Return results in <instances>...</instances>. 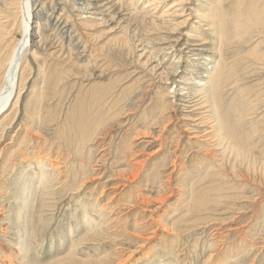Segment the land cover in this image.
Returning <instances> with one entry per match:
<instances>
[{
  "label": "rangeland",
  "instance_id": "374dc122",
  "mask_svg": "<svg viewBox=\"0 0 264 264\" xmlns=\"http://www.w3.org/2000/svg\"><path fill=\"white\" fill-rule=\"evenodd\" d=\"M190 1H191V5H189L190 8L189 7L188 8L192 10L194 7L193 18H195V20L193 22H195L194 24H196L193 25L196 28V30L194 29V32L196 34H201L199 37L203 41L204 40L205 42L207 41L206 43L209 44L212 38L211 26L209 25L210 21H208L209 20L208 18H203V16L205 13L209 12L208 9L209 7H211L210 0H200V1L190 0ZM221 1L223 3L220 2L221 3V4L219 3L220 6L225 8L224 10L225 12L229 11L230 9L229 7L232 4V0H221ZM33 2L36 8L39 7L38 8L39 10H41V6H46V10L44 13L47 16H49V14H52L54 12L53 10L60 6V3H64L65 6L64 5L63 6L65 8L67 7L66 9L71 16L70 19H68L67 16H64V18L62 19V16H60L61 10L60 11L58 10L59 8H57V13L54 14L55 20L62 19V22H64V24L67 25L68 27L67 28L68 32L67 34H65L66 36L65 38L63 37V32L58 31L56 28L53 29V27H47V25H52V23L50 21L45 22L47 20H44L42 22L43 26H40L37 29V33L39 34L37 42H41L40 44H42L41 46L42 49L37 50L38 53L37 60L33 59V57H31L30 55L28 56V59L31 64V71L28 77V82L26 85L25 92L23 93L22 96L23 102H21L22 103L21 107L23 110L20 109L21 112H19L17 118V124H19L20 127L22 123L23 124L26 123L28 126H30L27 127V130L29 129L28 132H30L31 135H36V134L41 135L44 139V142L46 143L45 145L42 146H46V145L48 146L49 141L48 140L46 141V139H50V138L52 139V136L55 133V128L61 127V125L65 124V120H66L65 118L67 115L66 111L69 108L73 110H80L78 107L82 103L81 98L84 91H88L87 96H92L94 92L90 91V88L94 83H101V85L103 84L107 86L113 85L114 87H116V89L113 92V97L121 93L123 88L127 86L136 85V88L139 87L138 90L140 89L139 90L140 96H137L138 97L137 100L140 99L138 103L140 107H142V110H147V113L149 115H151L149 112L150 111L149 108L150 106H153L154 103H156V100L159 98V95L161 94L159 92L165 91L163 92L164 93L163 96L166 97V100H168L169 97L168 100L169 103H171V101L173 100L171 103V106L173 107H171L167 111L168 114H166L169 115L167 118L170 117L168 119V123H169L168 126H171L172 129L170 131L163 133L160 132L162 125H160V127H158L157 125L160 122L167 123V118L162 120L161 118H159L160 116L157 118V120L153 125L154 127H157V129L154 130L150 129L152 132L147 130L141 131V133L143 132L142 136H137V137H135L136 136L135 134L133 136L130 135L134 133L131 131L134 127L133 120L131 117L133 115L132 114L133 112L128 113V111H125V115L122 116L123 117L122 125H124V127H127L125 130L122 129L120 131V128L116 127V125L114 124L113 118H111L108 121L109 123H112L114 125L113 127L106 128L107 130H110L107 132L108 136L106 137V139L97 142L95 149L96 155L94 156L93 161L91 162L90 159L91 155H86L87 161L82 160L81 162L75 164L74 169L77 170L78 173L75 175L74 174L71 175V177L68 180V185L66 186L67 189L65 188L66 189V190L64 189L65 191L62 190L64 192L58 193L56 195L53 204L48 209V213H47L48 215H44L43 220H41V218L39 219V221H41V226L43 225V222L46 219L44 222L45 223L44 226L41 227L42 229H40L39 231L41 233V234L39 233L40 238H43L45 241L41 242L39 238L36 241L34 240L33 242L34 238L32 236V233L34 231V222H35L34 218H33V222L29 223V227H32V229H30L31 230L29 232L30 235H28L29 233H27L25 237L27 238L28 244L33 242L30 244V249L31 252L33 253L30 252L29 258L25 260L27 261L26 264H33L32 262H35L34 258L37 257L38 259H36L37 260L35 262L36 264H38V262L39 264H48L54 259L58 257H63L66 254H68L73 245L71 238L74 236L75 239H78V236L80 237L81 235H83L86 228H88V222L89 223L93 222L92 221L93 219H91L90 217H86L85 214L81 211L82 207L96 208L97 206H100L102 209L107 211L110 208L114 209L113 217L122 220L120 222L121 224L118 223L120 225H122L123 221L126 219L122 226L124 227L127 226L128 229L130 228L131 231H129L128 234H132V235H130L131 236L130 239H126L125 237H117L116 241H118V244L114 248H108V250L107 247H101L100 245H97L96 247L95 246L96 244H93L94 246L93 245L91 246L90 248L91 250L89 248H85V250L80 248V251H82L80 255H78L81 256L80 258H84L87 256L95 257L98 255L109 256L111 252L116 250L118 256L120 255L121 261L126 259L128 262L127 264H158L160 262H161L160 264H207V263L223 264V262L224 264H228V263L229 264L232 263L233 264L234 263L264 264V244H263L264 243V131H263L264 130V62L257 63L256 61L255 63H252L250 61H247L246 59H243L245 58V55H242V54H246L249 51H255V50L258 53L264 52V35L255 33L256 36H254L251 43L257 42L256 45L251 44L248 40L246 41V43L247 44L250 43V45H248V47L243 46L244 49H239L241 45L239 46L237 44L239 46V47L236 46L238 47L237 50L238 49L241 50L239 53L235 52L237 50H233L236 49V47H234L233 49L228 48L229 51H227L228 63L231 66L232 72L235 73V80L237 81V84L242 87L248 86L253 88L250 90V92L254 96L252 97L253 98L252 101L257 103V106L254 110V114L251 117H249L250 123L248 124L235 123L236 126L241 128H247V127L250 128L251 126H253L252 122L253 124L258 123L259 127H261V132L258 134V136L256 135L257 137L255 136L256 138L254 137L252 139V143L254 144L256 142V146H257V148H254V151L252 152H253V156L257 158L258 165L256 164L257 166L255 168L250 169L247 167V165H237L236 163H234L233 158L232 157L230 158V156H232L233 154L232 153L230 154V152H229L230 156L226 154L224 156L225 158H223V155L218 156L221 155L220 153H211L210 151L209 153H211L212 155L208 156L209 153H207L206 148L200 146L199 143L195 142L198 139L199 141L207 140L202 137L208 133L207 129L210 126V122L205 121V123H202V121L205 119L206 116L201 115L203 110L202 108L199 107L202 106H198V107L196 106V102L200 100V98L195 97L194 99V97L191 96L192 94L199 95L198 93L196 94L197 88H195L199 80L198 81L190 80L189 82H184V79L193 78V75L190 73L191 70L188 68H187L188 70L186 69L187 66L186 58L188 56H191L190 53L188 54V51H185L184 55L181 52V55L185 56V59L182 62H180L182 68L177 73L179 75L178 76L179 78L176 79V83L175 82L173 83V80H171L172 84L170 81L169 85L164 84L165 86L163 88L162 85H159L157 83L159 81V79H157L158 78L157 76L164 78L165 75L163 73L160 74L162 72V69L171 67V63H173V61H175L176 63L179 61V59H175V57L173 58L174 54L177 53L176 50H161L163 48L162 46L159 45L156 46L154 44L150 45V43H149L150 45L149 47H147L148 45L140 46L138 43H136L138 47H136V49L130 50L131 52L122 50L119 45L115 44L116 39L113 38L116 34H111L113 31H110L111 33L108 34L105 31L106 29L101 28V31L104 32L101 31L96 32L94 31V26L88 27L87 25H84V22L86 21L85 19L91 17V14H85L84 12L83 14H81L77 10L79 7L85 9L86 6H83L82 2L80 4L78 3L75 4L74 0H42V2L41 0H33ZM204 2L206 5L208 4L209 6L208 5L206 6ZM198 3H200L199 6L197 5ZM73 7L77 8L76 11L74 10ZM196 8H199L200 10H204V11L206 9V11L205 13H203L202 11L201 13L200 10L195 12ZM217 11L215 10V13L219 12ZM78 15L81 16L78 17ZM199 15L201 18L199 17ZM229 20L230 21L229 24L227 23V26L232 25L231 19ZM201 21L203 23L205 22L204 24L202 23V26H201ZM12 22L15 24L14 25L12 23V25H14L13 39H18L20 37V32L18 27V17L16 18L15 16ZM198 22L200 23V27ZM206 22H207V27L210 28L209 31L208 28L206 27ZM116 23L117 24L114 25L115 28H119V26H126L125 24L120 23L119 20ZM78 24L83 25V27L79 26ZM88 28L90 29L88 30ZM75 29H77V31H74ZM204 32H206L205 33L206 35L204 34ZM191 34L194 33L191 32ZM70 36L73 37L74 39L77 37L78 38L77 40L75 39L73 43H71L69 40ZM154 36H151V38L149 39L152 40L156 39L154 38ZM161 39L163 40L166 39L165 41H167L168 38L163 37ZM245 44L243 43V45ZM44 46L45 49L47 48L46 50L44 49ZM249 46L251 49L249 48ZM254 46L256 47V49L254 48ZM247 48L249 49L247 50ZM144 49H147V51H144ZM243 50L244 52L242 53ZM6 51L7 49L5 48L2 52L3 55L2 54L0 55L1 59L7 57L5 54ZM80 54L82 55L79 56ZM151 54H153V57L148 58ZM178 55H180V52L176 54V56ZM192 59H194V57ZM207 61L206 62L203 61L204 65L202 64L203 67L201 65V71L200 70L198 71L199 74L202 72L204 73V71L206 70L207 66H205V64L207 63ZM87 66L89 67L88 70H86V68H88ZM64 69H66L67 72ZM152 70L155 72V74H152L153 72ZM63 71L66 72V75L63 77L64 81L61 83V87L64 88L63 89L64 91H60L58 94H54V91L52 92L53 88L51 86L49 87L48 81L45 80V78H51L53 76H56L57 73ZM182 73H186V74H182ZM180 77H182L183 79H180ZM0 81H1V74H0ZM202 82H203L202 84H204L205 80ZM181 83L190 84V86L188 85L186 87L184 84ZM160 86L164 90L162 88H159ZM32 87H35V90H37L38 93L37 91H35L36 94L35 92H32L33 91ZM160 89H162V91H160ZM141 92L143 93L145 92L144 96L140 94ZM42 95L43 97L45 96L44 98L45 100L43 99L44 101L41 100ZM130 96L131 95L129 94L127 96V99H129ZM183 96L188 97L187 102L185 103L181 102V98ZM28 97L29 99L30 98L31 99L29 100ZM122 99L123 98H121L120 105L124 104ZM39 100L41 103L38 102ZM29 101H30L29 105L31 104L30 106L32 108L27 104V102ZM35 101L38 102V105L40 106H38ZM244 102H246L245 99L240 100V103H244ZM56 103L59 104L60 112L62 114L61 113L58 114L60 117L59 116L57 117L56 122L47 123L48 118L46 120V117L51 118L49 109L51 110L52 108H55L57 105ZM226 103H228L227 100L225 101V104ZM27 109L29 110L27 111ZM38 109L40 110L38 111ZM226 109H227L226 107L222 108L223 111H228V112L231 111V109L229 108L227 110ZM30 111L32 113H30ZM126 112L128 114H126ZM40 114L43 117H41ZM44 114L46 117H44ZM47 114L49 116H47ZM76 114L79 113L77 112ZM34 115L37 117H33ZM196 115H199L197 116L198 118L196 117ZM28 116L30 118H27ZM39 117H41L40 118L41 120L43 119L41 122ZM31 118L33 119V121H31ZM36 118L37 120L39 119L38 121L39 123L34 122L36 121ZM149 118H150L149 121L153 120L152 117ZM201 118L202 120H199ZM28 122H30L31 124ZM42 124H45L46 126ZM128 127H129V131H127ZM41 128L44 129L40 130ZM15 131H17V127L13 130L14 133L12 132L11 137L14 136L13 134H15ZM194 132L198 134L197 137H195ZM146 133L147 135H145ZM63 136L64 135H62L61 137ZM130 136L132 137L129 138ZM163 136L165 139L163 138ZM6 139L3 140L4 143L2 142L0 143V150L1 149L5 150L6 145L9 146L11 140H8L10 138H6ZM135 139L136 141L134 142L133 140ZM157 139H159L160 141ZM178 142L179 143L181 142L179 144L180 146L177 145ZM133 143L136 144L135 145L136 147L134 148L135 152L133 153V155L134 154L136 155V161L140 163L141 162L143 163L144 161H146V163L148 162L145 167V169H147L146 170L147 174L144 175L145 181L143 184H140L144 189V191L142 190L140 192L137 191V189L134 187L135 185L139 186V184L136 183H132V184L123 183L124 185H126V187L123 188V184H120L119 181L115 180V184L111 185V180H114L111 178V176L114 175L113 171L115 172L116 170L125 169V170H121L122 172L117 173L118 178L116 179L125 177L128 174H130L129 164L127 165L119 164V166L115 169L114 164L119 163L113 159V154L116 152L115 151L116 148H118L119 146L125 148L128 146V144H133ZM27 146L28 148H30L29 150L32 151V148L34 146L32 145L33 146L32 147L31 145L27 144L26 148ZM222 147L224 148V146ZM26 148H24L25 150L23 149L24 150L22 151L23 154L28 153V150L26 151ZM215 149H219V147H215ZM4 154H7V150L6 153ZM28 158H31V156ZM45 158L47 159V161L51 160L49 155H46ZM132 158L133 157L129 156L130 161ZM5 161L7 163L8 170H4V168L1 167V165H3L4 163V160H2L0 164V173H1L0 186L3 182H5V186H8L9 185L8 179H14L13 176H15L18 171V168L13 169L12 167V165H16L17 160H14V158H12L11 160L10 158H7ZM67 161L69 163V170L71 171L73 158L72 157L67 158ZM124 161H126V159ZM162 162H165L164 163L165 165L164 164L162 165L161 164ZM21 163L22 160L18 159V164ZM44 165L49 166L47 163H44ZM89 166H91L94 169L98 168L97 172L99 173V178L102 180V184H96L95 182H93L89 185H86L83 188L78 189L81 185V180L84 177L83 168ZM236 167L238 168L236 169ZM26 168L29 169L31 167L30 165L25 164V166L22 169H26ZM74 179L76 181V185L72 187V185L74 184ZM32 180H36V176L33 177ZM253 182L257 184L255 185V183ZM102 185H104V187L107 185V188L105 190L110 191L111 194H104L102 192L103 191ZM113 187H119V188L114 190L112 189ZM208 187L209 189L212 188V190L209 191ZM193 189H195L196 192ZM7 190L8 189H4V194L8 193ZM191 190L194 191V193L191 192ZM205 190H208L209 192L207 193L206 191L205 193H203L204 196L203 195L202 196L207 203L204 201L201 204L203 206H201L200 210H197V207L194 206L193 207L191 206L190 209H188L192 199L196 196V194L201 193ZM135 193L145 198L149 197L148 198L149 200L152 199L150 208H141L139 205H137L138 208L137 207L133 208L135 206L132 207L129 201L133 199ZM159 197L160 200L158 201ZM165 197H167L168 200ZM208 197L210 200L208 199ZM162 200H165V202H163ZM99 201H102V203L98 204ZM160 201L163 202V204L161 203L160 205L159 204ZM1 202L2 199H0V205H2V207L0 206V208H2L0 209V219L2 218V220L0 221V234L2 233L3 230L9 231V233L11 234L15 233V231H17V228L15 229V231H12L14 230L12 223L14 222L13 218L15 219V217L12 213H9L8 215L9 204L5 201L4 203ZM216 202H218L217 205ZM159 205L161 207H159ZM31 208L32 210H34V206ZM139 209L142 211V213L140 212ZM35 211H32L31 215H35L34 214ZM5 212H7V214H5V219L7 218L6 220L4 219V216H2V214ZM117 212L119 213L121 212V213L119 214ZM190 213L192 215H189ZM207 213L210 215H208ZM141 214L143 215L141 216ZM186 215H188L189 217ZM124 216L125 218H123ZM100 218L101 217L99 216L97 217V222L99 225L106 220V218L103 219ZM3 220H5L7 223H5V221ZM4 223L6 225H4ZM135 223L137 225H135ZM176 223H180L179 225L180 227ZM99 225L97 227H99ZM177 226L179 228H177ZM71 227H73L74 231L75 230L76 231H75V235H71L70 238L69 232L71 231L70 230ZM64 229H66L67 232L64 231ZM59 230L61 231V233L59 232ZM62 231H64V233L66 232L65 234L68 233V236L63 237V235H61L63 234ZM133 234H135V236ZM56 236L58 239L56 238ZM139 236L141 237V239H139L140 238ZM262 236L263 239L261 240ZM175 237L177 238V240ZM136 238H138L139 240ZM146 239L148 240L146 241ZM2 242L5 241L0 238V243L2 244ZM69 243H71L72 245ZM244 244L245 245L247 244V246H244ZM60 245H62L61 248ZM5 246L7 247V243L5 244ZM54 247L55 249H53ZM243 247L244 248L247 247V249L243 251L242 250L244 249ZM56 250H58L59 252L58 251L56 252ZM98 250L100 251V253L98 252ZM117 250L120 252H118ZM241 250L243 251V253ZM247 250L249 252H247ZM32 254L35 255L36 257L33 256ZM232 254L233 257H230L232 256ZM221 255L222 256L226 255L227 258L229 259H225L226 257L225 256L222 257ZM1 257H3L2 260L4 262H9V263H11L12 261L9 258H13V256L7 258L4 255ZM30 257L32 259H30ZM48 258L50 260H48ZM230 259L232 261L234 259L237 260L231 262ZM224 260H226L227 262ZM228 260L230 261L228 262Z\"/></svg>",
  "mask_w": 264,
  "mask_h": 264
},
{
  "label": "bare ground",
  "instance_id": "6f19581e",
  "mask_svg": "<svg viewBox=\"0 0 264 264\" xmlns=\"http://www.w3.org/2000/svg\"><path fill=\"white\" fill-rule=\"evenodd\" d=\"M41 2H42V0H41ZM74 2H75V4H77V3L80 4L82 2L83 3L82 5L86 6L85 9H82V7H79L78 9L73 7L75 11L77 9L81 14H83V12L85 14H91V17L86 18L85 19L86 21L84 20L85 21L84 25H87L88 27L94 26V31H96V32H100L101 28L106 29L105 31L108 34L111 33L110 31H113L114 33L112 32L111 34H116L113 38V39H116L115 44L119 45L122 50L129 52L130 50L136 49V47H138V45L136 43H138L140 46L148 45L147 47H149L151 44H154L156 46H158V45L162 46L163 48L161 50H176L177 53L180 52V55L176 56L177 53H175L173 56V58L175 57V59H179V61L177 63L175 61H173V63H171V67L162 69V72L160 74L163 73L165 75V77L161 78V77L157 76L158 77L157 79H159V81L157 83L159 85H162L163 88L165 85H169V82L171 80H173V83L174 82L176 83V79L179 78L178 77L179 75L177 73L182 68V65L180 62H182L185 59V56H183L184 52L188 51V54L190 53L191 56H188L186 58V64H187L186 69L188 68L191 70L190 73L193 75V78L192 79H184V82H189L190 80H193V81L199 80V82H197L196 87H195V88H197L196 94L198 93L199 95H193L192 94L191 96H193L194 99H195V97L200 98V100H198L196 102V106L197 107L202 106V107H199V108H202V110H203L201 115L206 116L205 119L202 121V123H205V121L210 122V126L207 129L208 133L202 137V138L207 139V140L206 141H204V140L199 141V139H198L195 142L199 143L200 146L206 148L207 153H209V151L211 153H220L221 155H218V156L223 155V158H225L224 156L226 154L229 155V152H230V154L232 153L233 155L232 156L229 155V156H230V158L231 157L233 158L234 163H236L237 165H247V167L250 169L255 168L258 165L257 164V158L253 156V152H252V151H254V148H257V146H256V142L254 144L252 143V139L256 135L258 136V134L261 132V127H259L258 123L253 124V122H252L253 126H251L250 128L249 127L241 128V127H238L235 125V123H237V124L238 123H240V124L250 123L249 117H251L254 114V110L257 106V103L252 101L253 100L252 97H254V96L250 92V90L253 88L248 87V86L242 87V86H239L237 84V81L235 80V73L232 72L231 66L228 63L227 51H229V49H233L234 47H236L238 45L239 46L241 45L240 47L238 46L239 49H244L243 46L248 47V45H250V43L252 42L254 36H256L255 33H259L260 35H262V34L264 35V0H232V4L229 7L230 9H229V11H226V12L224 11L225 8L220 6V4L223 3L221 0H210L211 7H209V9H208V11H209L208 13H205L206 9L204 11V10H200L199 8H196L195 12H197L199 10H200V12L202 11L203 13H205L203 18H208L209 19L208 21H210L209 25L211 26L212 38H211V42L209 44L206 43L207 41L205 42V40L203 41L199 37L201 34H196L194 32V29L196 30L195 26H193V25H196V24H194L195 22H193L195 20V18H193L194 7L192 10L189 9L190 8L189 5H191L190 0H74ZM33 3H34L33 0H0V55L2 54V52L5 48L7 49V51L5 53L7 57L3 58V59L0 58V74H1V81H0V143L1 142L4 143L3 140L6 138H10L8 140H11V142L9 143V146L8 145H6L7 147L5 146V150H3V149L0 150V164H1L2 160H4V163H3V165H1V167H3L4 170H8L7 163L5 160L7 158H10V160L12 158H14V160H17V161H16V165H12V167H13V169L18 168V171H19V172L17 171V174L15 176H13L14 179H8L9 180L8 186H5V182H3L0 186V199H2L1 203H4V201L7 202L9 204L8 215H9V213H12L15 217V219L13 218L14 222L12 223V225L14 227V230H12V231H15V229L17 228V231H15V233H12L13 235L11 233H9V231H7V230L6 231L3 230L2 233L0 234V238L3 239L7 243V247L5 246V244H6L5 242H2V244L0 243V264H26L27 261H25V260H27L29 258L30 252H31L30 244L33 243L34 240L36 241L37 239L40 238L41 233L39 231H40V229H42L41 227H43L45 224L44 222L46 219L44 220L42 226H41V221H39V219L41 218V220H43L44 215H48L47 214L48 209L53 204V201H54L56 195L58 193L64 192L67 189L66 186L68 185V180L71 177V175H73V174L75 175L78 173V171L74 169L75 164L81 162L82 160H86V155H91V158H90L91 162L93 161V158L96 155L95 149H96L97 142L100 140L106 139V137L108 136L107 132L110 130H107L106 129L107 127H113V125L115 124L116 127L120 128V131L122 129L125 130L127 127H124V125H122V123H123L122 122V118H123L122 116L125 115V111H128V113L133 112L132 113L133 115L131 117L133 120L134 127L131 131L134 133L130 134V135L133 136L135 134L136 135L135 137L142 136L143 132L141 133V131H144V130L151 131L150 129H152V130L157 129V127L153 126L155 121L157 120V118L160 116L159 118H161L162 120L166 119L169 116V115H166V114H168L167 111L171 107H173V106H171V103L173 100L172 101L170 100L171 103L168 102L169 97H168V100H166V97L163 96V94H164L163 92H165V91H162L163 88L161 86L159 88H162V89H160V91H162V92H159L161 94L159 95V98L156 100V103H154L153 106H150V108L148 107L150 109V111L149 110L148 111L151 114V115H149L147 113V110H142V107H140V105L138 103V101L140 99L137 100L138 99L137 96H140L139 95L140 89L138 90L139 87L136 88V85L127 86V87L123 88L121 93H119L117 96L113 97V92L116 89V87H114L113 85L107 86V85H103V84L101 85V83H94L90 88V91L94 92L92 94V96H87L88 91H84V93L82 94V98H81L82 103L78 107L80 110H73V109L69 108L66 111L67 115L65 118L66 119L65 124L61 125V127L56 126L58 128H55V133L52 136V139L51 138L46 139V141L47 140L49 141L48 146L47 145L42 146V145H45L46 143L44 142V139L41 135H37V134L31 135V133L28 132L29 129L27 130V127H30V126H28L26 123L25 124L22 123L21 124L22 126L20 125L21 128L19 127V124H17V118H18L19 112H21L20 109H22V107H21V104H22L21 102H23L22 96H23V93L25 92L26 85L28 82V77H29V74L31 71V64H30V61L28 59V56L30 55L31 57H33V59L37 60V56H38L37 50L42 49V47H41L42 44H40L41 42H37L38 36H39V34L37 33V29L40 26H43L42 22L44 20H47L45 22L50 21L52 23V25H47V27H53V29L56 28L58 31L63 32V37L65 38L66 37L65 34H67V32H68V29H67L68 27H67V25L64 24V22H62V19L64 18V16H67V18L70 19L71 16L66 9L67 7L66 8L64 7L65 6L64 3H60V6L57 7V8H59L58 9L59 11L61 10V15H60V16H62L61 20L60 19L59 20L54 19L55 18L54 14L57 13V8H55L53 10L54 12L52 14H49V16H47L44 13L46 10V6H41V10H39L38 9L39 7L36 8ZM199 4L200 3H198L197 5L199 6ZM204 4H205V2H204ZM217 9L219 12L217 11ZM215 10L218 13H215ZM197 15H198V13H197ZM15 16H16V18L18 17V27H19V32H20V37L18 39H13V26L15 24L12 22V20L14 19ZM80 16L78 15V17H80ZM199 17H200V15H199ZM229 19H231L232 25L227 26V23L229 24V21H230ZM118 20L120 21V23H123L126 25V26H119L118 25L120 30H119V28L114 27V25L117 24L116 22ZM12 23L14 25H12ZM202 23L203 22L201 21V26H202ZM198 24L200 27L199 22H198ZM79 26L83 27V25H79ZM204 27H205V25H204ZM206 27H207V22H206ZM89 29L90 28H88V30ZM209 29L210 28H208V31H209ZM199 30H198V32H199ZM74 31H77V29H75ZM101 32H104V31H101ZM191 32L194 34H191ZM205 33L206 32H204V34ZM154 35H156V36H154ZM151 36H154V38H156V39H153V40L149 39V38H151ZM163 37L168 38L167 41H165L166 39H164V40L161 39ZM77 38H75V39L77 40ZM75 39L71 36L69 37V40L71 43H73L75 41ZM159 40H162V41H159ZM248 40L250 42L249 44L246 43V41H248ZM149 43H150V45H149ZM243 43L244 44L246 43L247 45L246 44L243 45ZM256 43H251V44L256 45ZM259 45H260V42H259ZM238 47H236V49H233V50H237ZM249 48H250V46H249ZM249 48H247V50ZM254 48L256 49L255 46H254ZM44 49H45V46H44ZM238 50L235 52L239 53L241 51V50H239V51ZM144 51H147V49H144ZM149 52H151V51H149ZM181 52L183 53V55H181ZM243 52H244V50L242 51V53ZM242 53H240V54H242ZM240 54H238V55H240ZM81 55L82 54H80L79 56H81ZM151 55L148 58L153 57V54H151ZM242 55H245V58H243V59H246L247 61H250L252 63H255L256 61H257V63L264 62V52L258 53L255 50V51H249L246 54H242ZM193 57H194V59H192ZM240 58H241V56H240ZM203 61H205V62L207 61V63L205 64V66H207V68L204 71V73L202 72L199 74L198 71L199 70L201 71V65L203 64ZM150 63H151V61H150ZM203 65H202V67H203ZM50 67H52V66H50ZM88 69H89V67L86 68V70H88ZM62 70H63V68H62ZM64 70L66 71V69H64ZM65 71L59 72L56 74V76H53L51 78H45V80L48 81L49 87L51 86L53 88L52 92L54 91V94H58L60 91H64L63 90L64 88L61 87V83L64 81L63 77L66 75V72H67V71L66 72ZM152 74H155V72L153 71ZM182 74H186V73H182ZM102 78H103V76H102ZM180 79H183V78L180 77ZM204 80H205V83L202 84L203 83L202 81H204ZM238 81H239V79H238ZM162 82H164V83H162ZM171 84H172V81H171ZM181 84H184L186 87L188 85L190 86V84H185V83H181ZM33 85H35V84H33ZM32 88H33L32 92L37 91V90H35V87H32ZM37 93H38V91H37ZM117 93H118V91H117ZM144 93L141 92L140 94L142 96H144ZM174 93H176V92H174ZM35 94H36V92H35ZM129 94L131 96L129 97V99H127V96ZM157 96H158V94H157ZM186 96H183L181 98V102H184V103L187 102L188 97H186ZM44 98H45V96L43 97V95H42L41 100H43ZM121 98H123L122 101L124 102V104H122V105H120ZM28 99H29V97H28ZM33 99H32V101H33ZM241 99H245L246 102L240 103ZM226 100L228 101V103L225 104ZM38 102H40V100ZM38 102H36L37 105H38ZM60 102H61V100H60ZM29 103H30V101L27 102L28 105H29ZM37 105H34V106H37ZM38 106H40V105H38ZM58 107H59V104H57L55 108H52V106H51L52 109L51 110L49 109L50 114H51V116H50L51 118L46 117L44 114V117H46V120L48 118L47 123L56 122V119L59 116L58 114L61 113L60 107L59 108ZM223 107H226L227 109L229 108V109H231V111L230 112L223 111L222 110ZM126 108H127V110H126ZM29 109H27V111ZM39 110L40 109H38V111ZM45 111H44V113H45ZM77 112L79 114H76ZM30 113H32V112L30 111ZM34 113H36V112H34ZM128 113L126 112V114H128ZM22 114H23V111H22ZM38 114H39V112H38ZM35 115L33 117H37ZM40 116H41V114H40ZM47 116H49V115L47 114ZM197 116H199V115H196V117ZM41 117H43V116H41ZM41 117H39V119ZM149 117H152L153 120L149 121V119H150ZM27 118H30V117L28 116ZM111 118H113L114 124L108 122ZM169 118H167V123L164 122L165 124L163 122H160L161 124L158 123V125H157L158 127H160V125H162L160 132L163 133V132L170 131L172 129L171 126H168V124H169L168 119ZM39 119L37 120V118H36V121H34V122H38ZM42 120L40 119V122ZM186 120H189V119H186ZM199 120H202V118ZM31 121H33L32 118H31ZM25 122H26V120H25ZM30 122H28V123H30ZM169 122H171V121H169ZM47 123H46V125H47ZM128 123H127V125H128ZM40 125H41V123H40ZM42 125L46 126L45 124H42ZM127 125H125V126H127ZM16 127H17V131H15V134H13L14 136L11 137L12 132ZM129 127H128L127 131H129ZM38 128H37V131H38ZM42 129H44V128H41L40 130H42ZM246 131H249V132H246ZM62 135H64V136L61 137ZM145 135H147V133ZM194 135H195V137H197L198 134L196 132H194ZM132 136H130L129 138H131ZM163 138H164V136H163ZM173 139H174V137H173ZM137 140H138V138H137ZM157 140H159V139H157ZM6 141H7V139H6ZM133 141L135 142L136 139ZM180 143L178 142L177 145H179ZM27 144L34 146V147L32 146L33 147L32 151L29 150L30 148H28V146L26 148ZM114 145H115V143H114ZM135 145L136 144L133 143V144H128V146L125 148H123L122 146H119L118 148H116V150H115L116 152L113 154V159L119 163L114 164L115 169L119 166V164H124V165L129 164L130 174H128L127 176L124 175L125 177L120 176L121 178L116 179V178H118L117 173H120V172H122L121 170H125V169L116 170L117 172L113 171L114 175H112L111 178L114 180H111V185L115 184V180L119 181L120 184L136 183V184H139V186L135 185L134 187L137 189V191L140 192L142 190L144 191V189L142 188V186L140 184H143L145 181L144 175L147 174L146 173L147 169H145V167H146L148 162L146 163V161H144L143 163L142 162L140 163V162L136 161V155L135 154L133 155V153L135 152V149H134L136 147ZM222 146H224V148ZM215 147H219V149H215ZM24 148H26V151L28 150V153L25 152L26 154H23L22 151L25 150ZM6 150H7V154H4V153H6ZM211 153H209L208 156L212 155ZM46 155H49L50 159L52 161L51 160L47 161V159L45 158ZM30 156H31V158H28ZM129 156L133 157L131 159V161L129 160ZM71 157L73 158L72 167H71L72 172L69 170V163L67 161V158H71ZM18 159L22 160V163L24 165L22 163L18 164ZM125 159H126V161H124ZM44 163H47L50 167L47 165L45 166ZM164 163L165 162H162L161 164L163 165ZM25 164L30 165L31 168L22 169L25 166ZM19 165H21V166H19ZM32 166H33V168H32ZM237 168L238 167H236V169ZM97 169H94L91 166L83 168L84 177L82 178L81 185L78 189L83 188L86 185H89L93 182H95L96 184H102V180L99 178V173L97 172L98 171ZM37 170H38V172H37ZM260 170H262V169H260ZM233 171H235V170H233ZM242 171H243V169H242ZM245 171H246V169H245ZM253 171H254V169H253ZM150 172H151V170H150ZM187 172H188V170H187ZM235 172H237V171H235ZM6 173H7V171H6ZM12 173H14V172H12ZM243 173H245V172H243ZM250 173H251V171H250ZM8 174H9V172H8ZM230 175H231V173H230ZM35 176H36V180H32V178ZM242 178H244V177H242ZM149 183H150V181H149ZM253 183H255V182H253ZM256 184L257 183H255V185ZM75 185H76V181L74 179V184L72 185V187H74ZM125 187H126V185L123 184V188H125ZM106 188H107V185L105 187H104V185H102V190H103L102 192L104 194H111L110 191L105 190ZM117 188H119V187H113L112 189L116 190ZM4 189H8L7 190L8 193L4 194ZM62 190H64V191H62ZM193 190L195 191V189H193ZM208 190L210 191V190H212V188L209 189V187H208ZM208 190H205L201 193H198V194H196V196L194 194L195 197L192 199L191 204L189 205L188 209H190L191 206L192 207L194 206V207H197V210H200L201 206H203L201 204L205 201L203 198V196H204L203 193H205L206 191L208 193L209 192ZM194 191L191 190V192H193V193H194ZM216 192H217V190H216ZM191 195H192V193H191ZM219 195H221V194H219ZM134 196H133V199L129 201V203H131L132 207L135 206L133 208H136V207L138 208L137 205H139L141 208H150V204H151L152 199L149 200L148 199L149 197L145 198V197H142L141 195H138L137 193H135ZM201 196H202V198H201ZM214 196H213V198H214ZM165 198L168 200L167 197H165ZM208 199H209V197H208ZM159 200H160V197H159L158 201ZM162 201L165 202V200H162ZM163 202L160 201L159 204L161 205V203L163 204ZM189 202H190V200H189ZM101 203H102V201H99L98 204H101ZM217 203L218 202H216V205H217ZM221 203H222V201H221ZM219 204H220V202H219ZM160 205H159V207H161ZM0 206L2 207V205H0ZM33 206H34V210H32V208H31ZM210 206H208V207H210ZM0 209H2V208H0ZM113 210L114 209L110 208L107 211V210L102 209L100 206H97L96 208L82 207L81 211L85 214L86 217H90L91 219H93L92 220L93 222L92 223L88 222V228H86L83 235H81L80 237L78 236V239H75L74 236L71 238V235H75V231H76V230L74 231V228L71 227V229H70L71 231L69 232V235H70L69 237L72 239L71 241H72L73 245L71 243H69L72 245L70 252L63 257H58L56 259L53 258L54 260L52 259L53 261H51L48 264H127L128 262L126 259L121 261L120 255L118 256L116 250L111 252L110 255L108 253L109 256H107V255L106 256L105 255L104 256L98 255L95 257L91 256L93 258H91L90 256L80 258L81 256H78L82 252V251H80V248H82L84 250H85V248L90 249L93 244H96L95 245L96 247H97V245H100L101 247H107V250H108V248H114L118 244V241H116L117 237H125L126 239H130V237H131L130 235H132V234H128V232L131 231V229L130 228L128 229L127 226L126 227L122 226L126 219L123 221L122 225H120L121 224L120 222L122 220L116 219L115 217H113V214H114ZM158 210H160V209H158ZM32 211H35L34 212L35 215H31ZM115 211H117V210H115ZM211 211H212V208H211ZM105 212H107V213H105ZM140 212L142 213L141 210H140ZM117 213H119V212H117ZM191 213L189 215H192ZM5 214H7V212L2 214V216H4V219H5ZM186 214H188V213H186ZM142 215L143 214H141V216ZM208 215H210V214H208ZM98 216L101 217L100 219L106 218V220L100 225L97 222ZM186 216H188V215H186ZM33 218L35 220L34 231L32 233V236L34 239H33V242L30 241L31 243L28 244L27 238L25 237V235L31 231L30 229H32V227H29V223L33 222ZM123 218H125V216ZM1 220H2V218L0 219V221ZM5 220H3V221H5ZM127 221H128V219H127ZM209 222H211V221H209ZM5 223H7V222L5 221ZM5 223H4V225H6ZM118 223H120V224H118ZM180 223H176V224L179 226ZM46 225H48V224H46ZM98 225H99V227H97ZM135 225H137V224L135 223ZM178 226H177V228L180 227V226L179 227ZM9 229H10V227H9ZM75 229H77V228H75ZM64 231H66V229H64ZM64 231H62L63 234H61V235H63V237L68 236V233L65 234L67 231L65 233H64ZM59 232L61 233L60 230H59ZM137 232H138V230H137ZM137 232H135V233H137ZM28 235H30V233ZM133 235L135 236V234H133ZM13 236H14V239H13ZM176 237H179V236H176ZM56 238H57V236H56ZM60 239H62V238H60ZM136 239H138V238H136ZM139 239H141V237ZM262 239H263V236H262L261 240ZM147 240L148 239H146V241ZM176 240H177V238H176ZM40 241L42 242L45 240L43 238H40ZM56 244H57V242H56ZM61 246L62 245H60V248H61ZM244 246H247V244L246 245L244 244ZM40 247H39V250H40ZM56 247H57V245H56ZM53 249H55V247ZM58 249H59V247H58ZM246 249H247V247H245L242 250L245 251ZM84 250H83V252H84ZM112 250H114V249H112ZM57 251L58 250H56V252ZM243 251H242V253H243ZM61 252H62V249H61ZM98 252L100 253L99 250H98ZM118 252H120V251H118ZM247 252H249V251L247 250ZM31 253H33V252H31ZM3 255L6 256L7 258L13 256V258H9L10 260H12L11 263L4 262L2 260L3 257H1ZM121 255H122V253H121ZM33 256H35V255H33ZM224 256L226 257L225 259H229V258H227L226 255H224ZM224 256H222V257H224ZM230 257H233V254ZM237 257H235V258H237ZM30 259H32V258L30 257ZM36 259H38V257L34 258L35 262L37 261ZM48 260H50V259L48 258ZM160 260H161V258H160ZM230 260H228V262ZM234 260L233 261L231 260V262H234ZM224 261H226V260H224ZM35 262H32V263L34 264ZM129 262H130V260H129ZM160 263H158V264H160ZM38 264H39V262H38ZM223 264H224V262H223ZM236 264H238V263H236Z\"/></svg>",
  "mask_w": 264,
  "mask_h": 264
}]
</instances>
